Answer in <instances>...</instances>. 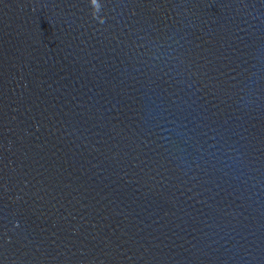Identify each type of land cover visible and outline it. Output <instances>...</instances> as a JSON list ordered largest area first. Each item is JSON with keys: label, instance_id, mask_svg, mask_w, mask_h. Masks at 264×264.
I'll return each mask as SVG.
<instances>
[{"label": "water", "instance_id": "1", "mask_svg": "<svg viewBox=\"0 0 264 264\" xmlns=\"http://www.w3.org/2000/svg\"><path fill=\"white\" fill-rule=\"evenodd\" d=\"M0 264H264V0H0Z\"/></svg>", "mask_w": 264, "mask_h": 264}]
</instances>
